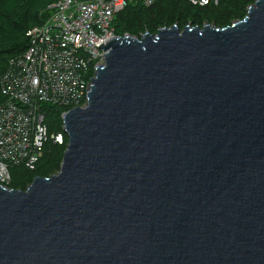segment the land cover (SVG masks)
I'll use <instances>...</instances> for the list:
<instances>
[{"label":"water","instance_id":"obj_1","mask_svg":"<svg viewBox=\"0 0 264 264\" xmlns=\"http://www.w3.org/2000/svg\"><path fill=\"white\" fill-rule=\"evenodd\" d=\"M101 48L60 172L0 183V264H264V0Z\"/></svg>","mask_w":264,"mask_h":264},{"label":"built area","instance_id":"obj_2","mask_svg":"<svg viewBox=\"0 0 264 264\" xmlns=\"http://www.w3.org/2000/svg\"><path fill=\"white\" fill-rule=\"evenodd\" d=\"M127 0H57L49 19L28 33L29 47L0 75V183H11L10 167L36 171L47 144H63L51 134L44 106L85 107L89 90L106 52L100 46L115 35V17ZM194 7L220 0H187ZM155 0H145L151 6Z\"/></svg>","mask_w":264,"mask_h":264},{"label":"trees","instance_id":"obj_3","mask_svg":"<svg viewBox=\"0 0 264 264\" xmlns=\"http://www.w3.org/2000/svg\"><path fill=\"white\" fill-rule=\"evenodd\" d=\"M57 0H0V75L7 71L11 61L20 59L29 47L28 33L45 24L51 11L49 6ZM257 0H220L218 5L194 7L187 0H155L151 6L145 0H127L125 9L114 20L117 37H141L157 34L162 28L175 25L182 30L188 25L203 27L206 24L220 28L244 20L248 8ZM5 97L0 92V104ZM45 123L51 134H63V144L49 143L36 171L22 166L10 167L11 183L5 185L15 191H26L35 178H51L61 169L69 137L64 131L63 114L68 110L44 106Z\"/></svg>","mask_w":264,"mask_h":264}]
</instances>
